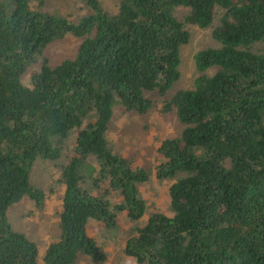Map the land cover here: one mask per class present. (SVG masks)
<instances>
[{
    "label": "trees",
    "instance_id": "trees-1",
    "mask_svg": "<svg viewBox=\"0 0 264 264\" xmlns=\"http://www.w3.org/2000/svg\"><path fill=\"white\" fill-rule=\"evenodd\" d=\"M31 2L0 0V264L103 262L88 223L115 226L121 212L136 221L123 252L138 263L264 264V45L254 46L264 41V0H120L116 11L84 0L77 20ZM216 7L219 44L194 53L193 86L165 103L182 124L161 140L154 168L173 179L171 210L147 213L139 188L151 172L110 147L113 106L147 111L144 91L163 94L179 77L186 24L212 25ZM66 34L81 38L76 53L54 65L43 56L25 82L27 66ZM71 138L59 234L40 255L7 209L23 196L43 204L32 164L58 159Z\"/></svg>",
    "mask_w": 264,
    "mask_h": 264
},
{
    "label": "rangeland",
    "instance_id": "rangeland-1",
    "mask_svg": "<svg viewBox=\"0 0 264 264\" xmlns=\"http://www.w3.org/2000/svg\"><path fill=\"white\" fill-rule=\"evenodd\" d=\"M102 7L108 11H116L120 0H99ZM48 11H57L71 20L89 12L84 0H32L31 5ZM221 9L216 7L212 25L200 27L194 23H187L190 35L187 42L180 45L179 77L163 94L156 89L146 90L144 94L151 100V105L145 112H138L125 108L117 103L113 106L112 116L108 123L107 139L112 150L128 157L133 164L150 169V177L141 183L139 191L146 200L147 213L153 210L170 212L167 188L173 179H159L155 175V166L161 159L158 146L161 140L168 136L179 135L182 124L176 117L174 109L166 110V100L180 88H191L196 75L199 73L194 61V53L203 47L216 46L219 42L214 38L212 29L217 24ZM185 7L178 6L177 16L182 18ZM81 41L80 37L66 34L49 42L43 49L42 55L27 66L22 78L29 82L30 74L41 64L45 56L48 63L54 65L61 60L72 57ZM264 41L254 46L261 48ZM214 67L206 70L212 73ZM73 138L65 144L61 156L56 160L36 159L31 167L30 181L45 192L43 204L37 206L34 201L23 196L12 203L7 209V216L12 227L23 232L39 246L40 255L53 238L59 234V212L62 209V194L64 184L59 181L61 165L67 160ZM117 199L118 197L115 196ZM145 217H141L145 219ZM117 225L107 227L102 222L91 220L87 229L90 235L106 252L103 262H95L86 256H80L75 264H142L123 252L126 238L134 228L136 221L129 220L124 212L118 214ZM41 261V259H40Z\"/></svg>",
    "mask_w": 264,
    "mask_h": 264
}]
</instances>
